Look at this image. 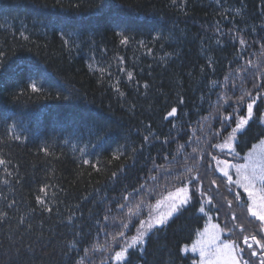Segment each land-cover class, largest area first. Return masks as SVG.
<instances>
[{"label":"trees","instance_id":"obj_1","mask_svg":"<svg viewBox=\"0 0 264 264\" xmlns=\"http://www.w3.org/2000/svg\"><path fill=\"white\" fill-rule=\"evenodd\" d=\"M52 2L0 0V157L10 161L13 173L8 176L0 165V211L8 213L0 222V264H75L81 257L84 264H117L110 257L118 245L137 235L141 221L151 220L158 201L185 185L190 194L202 187L207 196L196 191L185 210L148 234L143 254L129 250V264H197L194 253L181 249L206 225L201 205L223 239L244 248L250 264H259L243 236L261 238V222L249 212L246 193L220 174L216 161L239 163L264 138L256 119L264 111V91L237 138L236 153L213 145L223 143L247 115L250 101L238 98L246 90L256 97L253 82L264 83V0H104L103 13L89 7L100 0H80L79 10L69 8L77 0H62L63 9L35 7ZM65 17L82 22L66 29L72 33L68 45L57 26ZM116 21L125 23L117 28ZM120 30L130 36L127 45L116 35ZM158 34L162 38L153 43ZM31 82L42 92L32 93ZM57 92L72 98H46ZM173 107L176 116L165 119ZM230 113L233 118L222 125ZM12 124L21 140L11 139ZM93 124L108 130L99 142L89 134ZM133 148L134 167L127 159ZM122 164L126 170L111 181ZM193 176L199 177L195 185L188 183ZM37 196L51 212L42 210ZM121 231L124 237L113 242Z\"/></svg>","mask_w":264,"mask_h":264},{"label":"snow or ice","instance_id":"obj_2","mask_svg":"<svg viewBox=\"0 0 264 264\" xmlns=\"http://www.w3.org/2000/svg\"><path fill=\"white\" fill-rule=\"evenodd\" d=\"M176 0H172V3L175 4ZM80 0H77L76 3L70 4L69 8L74 10H79L81 8ZM35 7L38 8H64V4L62 3V0H53L51 4L44 3L40 5H36ZM90 9L96 10L98 13H103L104 8L106 5L104 4V0H100L99 3H94L89 5ZM79 14L78 11L76 13ZM81 21H77L72 18H61L58 22V28L60 29L59 34L61 38L63 39V44L68 45L70 41V37L72 36V33L67 31L66 29L75 25L81 24ZM124 21H116V27L121 28V26L124 24ZM21 35L23 36V32H21ZM116 35L120 36V43L122 45H127L130 40V36L125 34V30H120L116 32ZM69 37V38H66ZM162 37L158 34L153 38V43H155L157 40L161 39ZM24 39H28L27 36H24ZM141 46H144L143 41L138 42ZM240 45L244 46L246 45V41L241 37L239 38ZM163 46V45H161ZM261 48H264V44H261ZM149 52H151V49H149ZM4 53L0 52V57H3ZM166 55H168L166 53ZM122 60V58H119ZM248 64H252V61H247ZM3 66V61L0 59V67ZM241 71H246V69H242ZM260 76L264 77V71H262ZM128 78L131 80L133 78L132 72H127ZM225 79H228V77H225ZM215 83V82H213ZM235 86V85H234ZM147 88V84L144 86ZM241 87H243V80L241 82ZM28 88L31 89L32 93H41L42 88L37 85L36 82H31L28 85ZM253 89H257L256 97L252 96V90H246L244 91L243 95H241L238 99L240 102H243L246 98L250 101L247 103V115L246 116H240L239 119L235 122V127L231 129V132L229 133V136L227 139H225L224 143L219 145H213V147H219L222 150L228 149L229 154L235 152L234 148V142L237 140L239 134H241L243 131H245V128L247 125H249V121L253 119L254 113H253V107L256 104L257 98H260L261 91H264V83H255L253 82ZM117 92H119V89L117 88ZM121 96H123V93H119ZM47 99H58V100H70L72 97L70 95H62L60 92H57L54 96H47ZM183 98H180V103H183ZM133 107H135L133 105ZM177 114V108L173 107L171 111H169L165 117V119H168L169 117H174ZM233 118V114H229L228 117H225L221 120V124L225 125L228 120ZM258 123L261 125H264V115L256 118ZM17 125L12 124L8 125L7 131L11 133V139L13 140H21V135L15 134V128ZM225 130H227L225 128ZM89 134L91 136H94L95 140L97 142L103 140L105 136L108 134V130L100 125L93 124L89 129ZM149 135H151V131H149ZM262 136H264V131L261 133ZM149 140V136H144L143 141L146 143ZM68 141L66 140L65 143ZM165 143H168V140H165ZM260 145L261 150L256 151L255 146H253V150L247 153L244 157L245 163L244 164H231L230 161L223 160L218 161L217 164H223L225 165L224 168L220 169L224 172V175L228 177L229 181L231 182L232 178L228 174L227 169L228 168H235L236 170V176L237 180L235 183L239 184L241 187L244 188V191L248 193L249 200L251 203L249 204V212L253 217H256L261 222V238H257L256 234L251 235H245L243 236V244L247 246V251L250 254L251 257H257L259 256V264H264V139H260ZM144 147V144H141L140 148L142 149ZM40 151L44 152L45 154H48V148L42 147ZM83 151V149H81ZM137 149L133 148L131 150V155L127 157L128 161H130V165L134 167L136 164V154ZM193 151H196L195 149ZM238 154V153H237ZM113 159H120L119 155H113ZM215 159V157H213ZM10 161L5 160L3 157H0V165L4 166V171L8 176L13 175L12 172L9 171L8 165ZM84 164H89L90 161L84 160ZM97 171H99V168L96 165H92ZM126 170V165L122 164L120 165L119 169L117 171H114L111 173L109 179L111 181H116L119 178V175L123 173ZM155 179V177H153ZM199 180L198 176H193L188 183L195 185L197 181ZM4 184H8L9 181L7 179L3 180ZM212 184H215L216 182L213 180L211 182ZM259 186V187H257ZM143 187V186H141ZM41 191H45L44 188H41ZM135 191V190H134ZM199 191L202 196H207V193L203 191L201 188H193L191 190L187 185L184 187H177L174 192H169L166 199L170 201V204L168 206V211L166 213L161 214L153 223H148L146 227H144L145 222L141 221V229L138 230V233L136 236L132 238L130 242H126L123 244H119V251H115L114 257H110V259H114L117 264H129V249H136L141 254H143L146 251L145 245L147 243L146 237H148V233L151 232L153 229L159 231L163 226L167 225L169 222V218L173 217L174 214H179L183 210H185V206L189 204L191 199L193 198V195H195V192ZM240 194H236V199H239ZM127 197H125L126 199ZM208 203H212V197L208 196ZM36 202L41 205V208L43 211L51 212L52 209L48 207L45 200L37 196ZM160 204V202H157ZM229 204H231V201H229ZM15 205V201H12L10 204H8V207L11 208ZM119 207H124V205H119ZM204 207L201 205L199 208L200 212H204ZM8 216V213L6 211H0V222L4 221L5 218ZM233 219H236L235 215L232 217ZM70 222L72 220V217L69 216L67 218ZM105 220L108 219L107 216L104 217ZM24 222V218L21 217L20 223L22 224ZM99 223V221H97ZM28 227H31L29 225ZM123 227H127V225H123ZM215 227H219L218 225ZM241 232L244 231L243 225H238ZM229 232L232 231V229H227ZM124 232H118L115 236H113V242H117V237L123 238ZM217 241H220L219 234L214 235L207 243H201L199 249L194 245L192 248V251L199 250L200 252V264H250V259L246 260L244 259V253L245 249L240 248L238 244H236L234 241H221L220 243H217ZM72 247H76V242L72 241L70 242ZM255 246H258L259 251H257V248ZM100 247H103L102 245L97 246V249ZM71 250V249H69ZM181 251L187 252L188 247L185 246ZM89 252L88 249H84V254L87 255ZM67 253H65L66 255ZM75 264H84V258L81 257L79 260L75 261ZM103 264V262H102Z\"/></svg>","mask_w":264,"mask_h":264},{"label":"rangeland","instance_id":"obj_3","mask_svg":"<svg viewBox=\"0 0 264 264\" xmlns=\"http://www.w3.org/2000/svg\"><path fill=\"white\" fill-rule=\"evenodd\" d=\"M256 103H257V101H256ZM255 106H256V104L254 105V107H253V113H254V116H255ZM262 115H264V111H263V114ZM261 115V116H262ZM254 116H253V118H254ZM253 120V119H252ZM252 120H250L249 121V123L252 121ZM248 126V125H247ZM246 126V127H247ZM264 139V138H263ZM237 141V140H236ZM236 141L234 142V148H235V152H233L232 154H234V153H236ZM224 143V142H223ZM222 144V143H221ZM254 146H255V148H256V151H260L261 150V145H260V141H258L257 143H255L254 144ZM221 149V148H220ZM222 150V149H221ZM223 150H225V151H228L229 152V150L228 149H223ZM253 150V147L247 152V153H249L250 151H252ZM246 153V154H247ZM245 154V155H246ZM245 155H244V157H245ZM218 161H223L222 159H220V160H217L216 161V164H217V162ZM227 161H229V160H227ZM231 162V164H244L245 163V159L243 158V160L241 161V162H235V161H230ZM225 167V165H223V164H217V168H218V171L220 172V174H222V175H224V172L223 171H221L220 169H222V168H224ZM227 171H228V174L231 176V178H232V181L234 180V183H235V181L237 180V176H236V170H235V168H228L227 169ZM225 176V175H224ZM236 185L241 189V190H243L244 191V188L243 187H241L239 184H237L236 183ZM257 187H259V186H257ZM174 192V191H173ZM245 192V191H244ZM246 193V195L248 196V193L247 192H245ZM167 197V196H166ZM166 197H164L161 201H160V204H157L156 206H155V208H154V212H153V214L151 215V220H148L147 222H145V225H144V227H146L147 226V224L148 223H153L154 221H155V219H157L161 214H163V213H166L167 211H168V206H169V204H170V201H168L167 199H166ZM249 198V197H248ZM250 203H251V201H250ZM204 207V206H203ZM205 209V208H204ZM201 214H203V215H205L206 217H207V222H206V225H205V227L198 233V236H197V238L195 239V241L192 243V244H189V245H186L187 247H188V251L187 252H185V253H189V252H191V253H194V255H196L197 257H198V259H197V264H200V260H201V257H200V252H199V250H197V251H192V248H193V246L195 245L196 247H197V249H199V247H200V245H201V243H207L214 235H216V234H219V236H220V241H217V243H220L221 241H227V240H225V239H223V236H222V229H221V227H220V225L212 218V216H211V214H209L208 212H207V210L205 209L204 210V212H200ZM175 215V214H174ZM173 215V216H174ZM170 219V218H169ZM219 226L218 228L217 227H215V226ZM150 233V232H149ZM148 233V234H149ZM185 247V246H184ZM130 250V249H129ZM114 262L115 263H117L115 260H114Z\"/></svg>","mask_w":264,"mask_h":264}]
</instances>
